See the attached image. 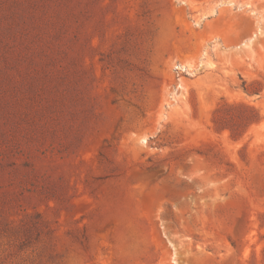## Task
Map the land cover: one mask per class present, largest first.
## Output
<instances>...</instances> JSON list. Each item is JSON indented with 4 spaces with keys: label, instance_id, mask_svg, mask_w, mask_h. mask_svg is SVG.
Instances as JSON below:
<instances>
[{
    "label": "rangeland",
    "instance_id": "obj_1",
    "mask_svg": "<svg viewBox=\"0 0 264 264\" xmlns=\"http://www.w3.org/2000/svg\"><path fill=\"white\" fill-rule=\"evenodd\" d=\"M0 264H264V0H0Z\"/></svg>",
    "mask_w": 264,
    "mask_h": 264
}]
</instances>
